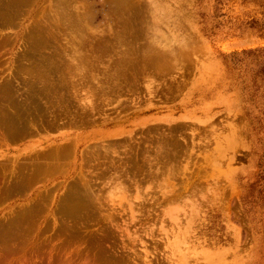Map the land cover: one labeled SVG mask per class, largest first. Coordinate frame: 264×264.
<instances>
[{"label":"rangeland","instance_id":"374dc122","mask_svg":"<svg viewBox=\"0 0 264 264\" xmlns=\"http://www.w3.org/2000/svg\"><path fill=\"white\" fill-rule=\"evenodd\" d=\"M0 4L31 132L0 140V218L45 191L44 239L75 221L129 264H264V0Z\"/></svg>","mask_w":264,"mask_h":264},{"label":"bare ground","instance_id":"6f19581e","mask_svg":"<svg viewBox=\"0 0 264 264\" xmlns=\"http://www.w3.org/2000/svg\"><path fill=\"white\" fill-rule=\"evenodd\" d=\"M2 3L4 4L3 1H2ZM0 5H2V4H0ZM7 5H9V4H7ZM2 6L4 7V5H2ZM9 8H10V6H9ZM2 9L3 8L0 6V12ZM6 13H7V10H6ZM2 15L3 14L1 12L0 13V19L3 18ZM13 45H14V42L13 43L11 42V38H9L7 35H2L0 33V140H2L3 142L12 140L13 138L17 137L20 132H22L23 137H28L31 133L30 132V108H29L28 98L26 99V107L24 106L25 108L23 107L24 109H22V115L20 114V112L17 111L18 109H16V108H14L13 111H10V112L4 111L5 110L4 109V107H5L4 102H6V101H3V100L5 98L7 91H10V90H8V88L10 86V82L7 81L5 78L6 72L8 71V67H9L8 65L10 63L9 62L10 58H7V56L9 57L8 54H9V51L12 50ZM7 99H9V98H7ZM8 108H10V107H8ZM8 108H6V109H8ZM197 160H198V158H197ZM26 193H25V195L22 192L12 193V191L11 192L9 191L8 194L6 193L8 195L9 200L11 197H15L16 195L18 197V195H19L20 199L22 197V199L25 200V203L18 205L17 207L10 208L11 212H9L8 214L2 215V217L0 218V264H129V263H126V262H129V261H127L129 257L126 260L124 258L125 256L124 257L123 256L115 257V255L114 256H111L112 254L109 255V253H107V251H105L103 248V246L106 243L103 245L104 241H103V243H100L98 241L99 239L91 237V238H88L86 241L84 240L85 238H82L80 241H78V239L77 240L75 239V242H72V241H74L76 232L82 230V229L78 230L77 225H74L75 221L73 223L70 221L73 225L72 224L69 225L67 222H64L62 220V222L59 224L60 226L58 227V230H56L57 233L54 232L55 236L53 238L51 236V240H49V238L46 239V237L44 239L45 233L47 232L48 227L50 226V224L48 222L51 219L48 218V220H47L44 216L46 209L44 208L45 206H44L43 201L46 199H49L51 197H52V199L56 198L55 194L54 193H51V194L45 193V191H44V193H38V192H34L31 194L27 193V195H26ZM83 198H85V197L83 196ZM80 199H81V197L79 196V194H76L75 192H68V193L64 194L63 196L59 197V204H58L60 207L59 209H60V211L63 209L61 211V213L64 211H67L70 214H73L78 209H81L80 208L81 207L80 206V203H81ZM48 202L51 203L50 200ZM46 204H47V206L50 205V204L48 205V203H45V205ZM58 205H57V209H58ZM82 205H84V204H82ZM49 207H47V208H49ZM48 211L46 210V212H48ZM69 213H68V215L70 216ZM76 213H78V211ZM57 214L55 215V217L57 216ZM64 215L65 214L62 213V215H61L62 218L64 217ZM88 215H89V213H88ZM61 216H59V218ZM66 216H67V214H66ZM77 217H79V216H77ZM66 219H68V222H69V220H70L69 217L65 218V220ZM72 220H74V219H72ZM79 222L80 221H78L77 224H79ZM51 225H52V223H51ZM82 226H80V227H82ZM51 228H50V230H52ZM48 232L51 233L52 231H48ZM65 232H68V234L65 235ZM62 236H64V237L68 236L67 241H65V239H64L63 244H59V245L53 244L52 241L55 240L54 239L55 237L57 240V239L61 238ZM60 240H62V239H60ZM82 240H84L83 241L84 243H82ZM107 241H109V240H107ZM76 242H79V243H76ZM108 243H109L108 245H110L111 241ZM82 244H85L84 247L81 246ZM111 244H113V243H111ZM125 245L126 244L124 243V248L127 247ZM105 246H107V245H105ZM138 246H139V244H138ZM107 247H109V246H107ZM136 248H138V247H136ZM139 249H140V246H139ZM122 250H124V249H122ZM140 251H141V249H140ZM120 255H122V254L120 253ZM136 257H137V255H136ZM138 257H139V255H138ZM134 259H136V258H134ZM140 259H138V260L136 259L137 262H135V261L134 262L137 264H144L140 261Z\"/></svg>","mask_w":264,"mask_h":264}]
</instances>
